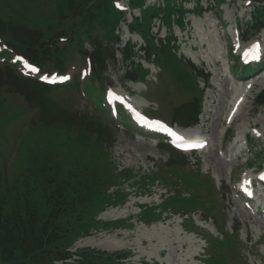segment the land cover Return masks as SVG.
Instances as JSON below:
<instances>
[{
    "label": "rangeland",
    "instance_id": "obj_1",
    "mask_svg": "<svg viewBox=\"0 0 264 264\" xmlns=\"http://www.w3.org/2000/svg\"><path fill=\"white\" fill-rule=\"evenodd\" d=\"M67 1L71 4V0H0V18L12 33L17 28H24L42 37L49 36L45 41L36 37L40 45L45 44L61 29L59 20L69 13ZM166 2L167 7L164 0H147L145 6H164L163 10L151 7L148 11L160 13L165 18L172 11L170 0ZM172 2L175 5L182 3L187 9L181 30L175 20L177 15L174 13L170 17L171 22L173 18L175 20L170 29L176 38L175 55L180 57L187 75L179 68H163L162 65L166 64L163 62L158 66V58L153 56L154 47L145 46L138 35L128 33L130 19L127 16L119 23L116 33L122 44L129 37L137 42L134 49L138 54V71L144 73L148 68L146 79L143 82L130 81L128 73L133 74V69L126 72L130 60L122 58L119 52L112 59L102 53L100 57H107L105 66L99 64L98 56L91 60L98 66L102 78L97 83L106 86L105 90L111 87L124 95L128 92L132 95L130 102L136 108L143 109L160 121L172 124L165 115L173 113L177 105L199 102L196 124L185 125L184 117L189 115L186 112L174 124L205 136L208 146L203 152L184 154L172 150L158 138L138 132L133 122L123 114L129 127L126 126L121 122L122 118L117 119L109 113L104 104L102 108L105 111L101 113L94 108L80 83L77 87L48 89L46 96L51 102L48 101L50 110L57 105L63 113L73 114L79 122H89L94 127L92 131L99 123L102 124L101 129L107 134L104 139L109 140L97 154L93 150V139L83 143V136L78 140L61 135L60 123L66 117L44 116L42 105L41 110L39 103L4 85L8 80L0 86V163L6 166L9 176L25 172L30 150L32 155L29 160L38 153L48 158L52 153L65 166L69 162L76 164L80 161L82 165H92L94 171L105 169L109 179L101 186V191L114 194V190H119L115 192L111 204L96 209L94 220L97 223L72 240L68 248L72 256L57 260L55 264H81L77 263L79 256L75 254L81 248L126 254L125 263L132 264H209L211 260L218 264H264V216L254 211V204L246 207L237 194V185H234L241 172L254 177L256 169L264 168V103H260L257 97L264 91V63L261 66L263 69L246 77L234 75L231 71L232 65L241 70L231 54H238L242 45L258 39L264 52V29L243 39L244 42L238 41L235 32L237 28L240 37L245 30L248 31L252 10L258 3L221 0L217 5V0H200L203 9L198 13L192 10L195 0ZM260 6L264 7V2ZM133 13L138 16V10ZM116 14L111 10L106 15V23L103 22L100 27L102 35L111 29L108 19L113 21ZM65 22L64 26L68 21ZM151 25L154 40H162L168 35L165 27L158 28L157 18ZM73 36V44L71 41L63 44L60 53L55 54L49 47L45 55L47 59H43V72L62 71L65 74L68 70H63L69 64L77 66L81 41L77 32ZM3 42L14 48L20 44L12 34L0 33V44ZM233 42L235 48L231 53ZM157 43L156 49L162 48L160 41ZM42 45L40 48L45 46ZM84 47L87 48V45ZM31 55L35 57L38 52L33 51ZM56 59L60 64L55 62ZM186 62L191 64L186 66ZM79 63L77 74L82 68L87 71L85 63L81 60ZM15 68L16 73L23 74L19 67ZM199 70L209 77L206 84L207 77H199ZM80 79L79 82H83ZM187 83H195L196 89L190 90ZM250 84L252 87L245 89ZM243 90L248 93L230 123L229 102L238 94L244 95L241 94ZM200 91L203 97L198 100ZM252 127L255 129L251 130ZM243 133L247 136L246 142ZM94 135L91 133L90 136L94 138ZM257 135L259 137L256 138ZM231 136H238L239 141L235 144ZM82 145L86 146L84 154ZM239 149L244 152L240 158L237 157ZM78 155H82L81 158L74 159ZM120 171H127L130 177L121 178L119 183V178L114 175ZM148 177H153L155 181L145 186ZM261 190L260 186L256 188L257 195ZM189 195L195 196V199L189 200ZM143 205L155 206V209L143 210ZM39 209L42 211L44 207L39 204ZM192 219L194 227L188 225ZM216 237L223 244L212 243Z\"/></svg>",
    "mask_w": 264,
    "mask_h": 264
},
{
    "label": "trees",
    "instance_id": "obj_2",
    "mask_svg": "<svg viewBox=\"0 0 264 264\" xmlns=\"http://www.w3.org/2000/svg\"><path fill=\"white\" fill-rule=\"evenodd\" d=\"M88 1H92V5ZM143 1L141 0L140 5ZM255 1L258 3L264 2V0ZM171 3L172 0H170L172 11L167 16L168 23L172 12L177 14L178 22L182 23L181 18L183 17L184 10L180 5L176 8ZM67 7L69 11L67 15L70 18H72L73 14L79 16V20H72L69 27V30H74L77 26L80 27L77 32L79 39L83 38L86 32H91L93 23L96 22L98 16H102V21L106 23V15L113 10L117 13L113 17L114 23L112 19H108L111 29L106 32L104 37L109 38V40H112L113 37L115 38L113 29L115 23L121 18V14L115 10L113 0H71V4L67 1ZM153 8L160 9V7ZM148 10H142L143 18L147 23L157 14ZM254 22L255 24L251 29L253 32H257L260 26L264 24V7L260 5L256 7ZM138 27L137 20L130 25L132 30L138 29ZM143 31L148 34V24ZM0 33L9 36L12 34L19 41V47L25 50L40 48L44 42L40 45L36 37L43 38V41L49 37H42L39 33L24 28H17L12 33V30L5 26L1 18ZM89 39L92 45L96 47L93 53L95 57L98 56L99 64L105 66L104 60H107V57H100V55L102 53H110L108 56L112 59L113 53L109 49L99 46L100 42L95 38L90 37ZM160 43L162 44V48L156 49L158 43L152 39L148 40V47L152 49L154 47L155 54L153 56L158 58V62L172 65L175 70L179 68L183 74L187 75L188 73H185L180 58H176L174 53L176 46L171 44V38L167 42L160 41ZM39 50H42V47ZM121 57L127 61L130 60L129 69L126 70V72H129V70L133 69L131 70L133 74L128 73L130 78L134 79L141 73L138 71V54L132 44H127L124 47ZM43 59L44 55L39 53L32 60L40 64ZM55 62L60 64L57 59ZM189 64L191 63L186 62V66ZM94 68L99 75L98 66L95 65ZM197 73L203 79L207 77L203 73V70H199ZM6 81L7 83L4 84ZM206 81L207 79H205ZM2 84L36 101L40 104V108L42 105L44 116L51 118L61 115L60 117H66L60 123V132L67 139L76 137L79 140V137L83 136L85 137L83 143H85L87 139L91 138L95 142L93 150L97 154H99L98 151H102L103 145L109 140L104 139L107 134L103 133V129H101L103 127L102 124L99 123L95 127V130L92 131L91 129L94 127L89 122H79L73 114L63 113L57 105L50 110L49 99L46 93L51 87L43 85L36 80L23 78L15 72L14 68L9 66H4L3 69L0 68V86ZM190 84L187 83L190 90L196 89L195 83ZM64 87L74 86L67 85ZM202 94V91L198 93V100H201ZM257 97L260 103H264V91H261ZM199 111V102H186L175 110L174 119H179L183 112H186L189 115L184 117V120H186L185 125H193L197 123ZM88 119L90 120V118ZM105 131L107 132L106 128ZM91 133L95 134L94 138L90 136ZM83 147L84 151L82 154H84L86 146ZM28 153L25 172L9 176L6 166L0 163V264H55L57 260L71 257L72 252L68 248L72 240L77 234L88 232L96 222L94 220L96 209L104 204H111L115 192L119 191L114 190V194H107L101 191V186H104L105 182L109 179L106 176L107 173L105 174L104 172L105 169L94 171L92 165H82L80 161H77L76 164L69 162L65 166L52 153L49 154V158L43 153H38L37 156H32V160H29L32 153L30 150ZM56 155H58L57 152ZM81 156L78 155L74 159L81 158ZM114 177H118L120 183L121 178L124 180L125 177H130V175H127V171H120L116 172ZM146 180L148 182L145 183V186H149V184L155 181L153 177H148ZM193 198L195 199V196L189 195V200ZM169 203L172 202L170 201ZM39 204L44 207L42 211L39 209ZM146 209L154 211L155 206L147 207L143 210ZM217 244L223 243L218 241ZM75 254L79 256L77 263L81 264H124L121 259L126 256V254L98 252L89 248H81L75 251ZM210 257L214 258L213 255H210ZM218 263L211 260L209 264Z\"/></svg>",
    "mask_w": 264,
    "mask_h": 264
},
{
    "label": "snow or ice",
    "instance_id": "obj_3",
    "mask_svg": "<svg viewBox=\"0 0 264 264\" xmlns=\"http://www.w3.org/2000/svg\"><path fill=\"white\" fill-rule=\"evenodd\" d=\"M117 7H121V5L117 4ZM168 131H171L170 129ZM172 135H176L175 133H172ZM179 139V137H178ZM262 179H264V176L261 177Z\"/></svg>",
    "mask_w": 264,
    "mask_h": 264
},
{
    "label": "bare ground",
    "instance_id": "obj_4",
    "mask_svg": "<svg viewBox=\"0 0 264 264\" xmlns=\"http://www.w3.org/2000/svg\"><path fill=\"white\" fill-rule=\"evenodd\" d=\"M241 94H245V91L243 90V92Z\"/></svg>",
    "mask_w": 264,
    "mask_h": 264
}]
</instances>
